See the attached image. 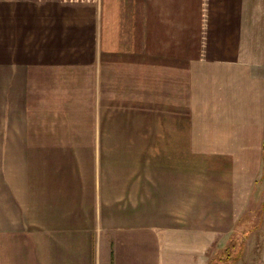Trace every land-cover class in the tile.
<instances>
[{"label":"crops","instance_id":"0c3cea01","mask_svg":"<svg viewBox=\"0 0 264 264\" xmlns=\"http://www.w3.org/2000/svg\"><path fill=\"white\" fill-rule=\"evenodd\" d=\"M0 263L264 264V0H0Z\"/></svg>","mask_w":264,"mask_h":264},{"label":"rangeland","instance_id":"374dc122","mask_svg":"<svg viewBox=\"0 0 264 264\" xmlns=\"http://www.w3.org/2000/svg\"><path fill=\"white\" fill-rule=\"evenodd\" d=\"M177 31V32H176ZM204 30H184V29H181V30H163V34L161 36V39L159 40V42H155L154 40L151 39L150 42H146V47L148 48V51L149 52H172L173 50V47H175V50H177V45L175 46H172L170 44H167L168 41L172 40V36L177 33L178 36H181V41H182V44L181 46H179L180 48V51L182 52H199L201 51L203 45L199 44L198 42L194 41V40H190L191 44H188L187 41H188V35L189 36H194V37H197V34H200V32L202 33ZM137 35L140 36L141 35V32L140 30H137ZM145 35V34H144ZM204 35L206 36L205 32H204ZM205 39V38H203ZM112 47V45L110 46ZM140 47V46H138ZM112 56V55H111ZM112 58V57H111ZM107 61L105 62L104 64V67H105V75H104V92L102 91V94H101V114L103 117H106V118H111L112 119V77L114 79H116V75L113 74L112 76V61H110V55L106 57ZM92 85V84H91ZM118 101H115L114 102V115L113 116H117V112H115V108H119V106L122 105V100L118 99ZM119 104V105H118ZM107 127V130H108V127L110 128V131L112 132V124L111 126L107 125L105 126ZM113 127L115 129L118 128L117 125H113ZM118 130V129H117ZM114 131V130H113ZM116 131V130H115ZM250 210V209H249ZM1 264V263H0Z\"/></svg>","mask_w":264,"mask_h":264}]
</instances>
